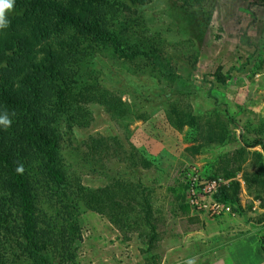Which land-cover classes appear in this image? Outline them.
Returning <instances> with one entry per match:
<instances>
[{"label": "trees", "instance_id": "obj_1", "mask_svg": "<svg viewBox=\"0 0 264 264\" xmlns=\"http://www.w3.org/2000/svg\"><path fill=\"white\" fill-rule=\"evenodd\" d=\"M151 1L14 0V14L6 15L9 26L0 29V112L6 111L12 120L7 130H0V264H71L76 257L72 247L78 234L77 216L86 212L126 224L135 213L130 226L146 220L152 230L147 251L154 247L153 211L145 190L140 185L124 189L115 180L104 188H84L78 178H71L73 169L63 146L71 140L78 142L80 130L95 121L96 106L117 120L135 116L144 121L151 116L136 101L123 102L117 91L104 87L97 77L86 84L73 81V69L80 63L106 53L133 69L135 64L142 65L143 72L153 68L159 81L162 78L174 90L176 83L184 82L175 74L172 58L163 56L160 43L132 45L123 22L117 20L129 13L130 7ZM37 45L44 53L41 57L35 54ZM229 77L224 76L221 66L211 75L219 86L226 85ZM178 93V100L168 103L164 111L173 129L188 127L194 141L206 146H225L237 140L230 128L236 125L232 119L224 121L213 111L200 126L191 106L181 105V97L191 94ZM252 131L255 137L248 139ZM252 131L242 129V146L221 157L220 173L224 180L242 173L248 197L259 201L264 210V124ZM105 139H110L108 145L111 141L112 146H121L116 138ZM193 148L198 151L202 145ZM128 155L131 167L142 163L135 149ZM185 189L183 182L178 188L183 198L179 195L176 199L179 209L188 214L191 208L185 202ZM229 190L217 198L239 214V189ZM58 212H63L61 219L50 216Z\"/></svg>", "mask_w": 264, "mask_h": 264}, {"label": "rangeland", "instance_id": "obj_2", "mask_svg": "<svg viewBox=\"0 0 264 264\" xmlns=\"http://www.w3.org/2000/svg\"><path fill=\"white\" fill-rule=\"evenodd\" d=\"M242 1L201 0L196 5L187 0H152L143 6L130 7V12L124 13L122 18L118 16L132 45H162L163 56L172 58L175 74L186 82V85L176 83L175 90L162 78L159 81L160 76L153 68L148 67L143 72L142 65L135 64L133 69L106 53L73 69V81L86 84L97 77L104 87L117 91L123 102L136 101L151 112L150 118L144 121L135 116L117 120L96 106L95 121L80 130L78 142L71 140L63 146L65 154L69 155L67 161L72 165L71 178H78L84 188H104L113 180L124 189L134 190L140 185L151 202L150 225L154 226L157 239L154 247L147 251L152 230L146 220L137 221V228L133 227V230L130 225L136 219L135 213L130 215L128 224L112 222L107 216L94 212L80 213L77 216V240L72 247L76 257L71 264H185L193 258L195 264L261 263L258 261L264 248V210H253L246 188L242 189V183L238 181L240 177L243 180L242 173L230 181L229 191L239 189L241 202L240 213H235L232 219L212 220L196 211L185 214L176 199L179 195L183 198L178 188L185 182L183 174L189 166L198 168L208 179L222 178L221 157L242 146L239 129L252 131L260 126V119L253 112L241 115L242 92L232 91L227 95V84L219 86L211 78L218 66L227 76L231 65L242 57L239 52L244 46L247 48L246 41H240V37L231 32L236 29L242 37L246 33L240 23ZM12 14L13 10L6 12V15ZM226 35L235 40L232 50L225 48ZM39 47H34L35 54L41 57L44 53ZM189 64L195 67L191 68ZM231 77L227 83L233 81L234 87L251 84L245 78L252 80L250 74ZM15 88L19 90L18 83ZM178 91L191 94L181 97V105L191 106L200 119V126L205 125L213 111H217L224 121L232 119L236 127L230 128L236 133V143L206 146L201 141H194V134L188 127L181 131L173 129L167 123L164 111L168 103L178 100ZM252 134L253 131L247 138L253 139ZM112 137L120 141V147L112 146L111 141L108 145L110 139L105 138ZM76 144L80 145L76 147ZM198 145L202 148L197 151L193 147ZM131 149L141 156L142 163L139 162L137 167H131L128 159ZM62 215L63 212L50 213L58 219ZM12 257L16 259L14 255Z\"/></svg>", "mask_w": 264, "mask_h": 264}, {"label": "crops", "instance_id": "obj_3", "mask_svg": "<svg viewBox=\"0 0 264 264\" xmlns=\"http://www.w3.org/2000/svg\"><path fill=\"white\" fill-rule=\"evenodd\" d=\"M239 14H241V26L245 28L246 33L244 37H242L239 35L240 32L236 29L231 30V32L236 33L233 35L240 37V41L241 39L242 41H246L247 48L244 46L243 50L239 52V55H242V57L238 58L233 66L231 65L228 75L231 77L250 74L252 75V80L245 78L251 84H248V86L241 85L240 87H234V82L230 81V84L227 83L225 86V91L227 95L232 91L242 92L244 95H242L241 98L242 102L239 103L243 108L241 115H243L244 112H253L254 115L259 117L260 121L258 124L261 126L264 124V49L262 48V44L264 43V0H243L242 8H239ZM225 40V48L232 50V46H235V40L228 37V35H226ZM239 96H237V98ZM223 98L226 100V97ZM243 120L245 119L243 118ZM240 129L239 134H243L242 128ZM255 150L257 151L258 148ZM223 218L232 219V217L227 216ZM238 239L230 243L237 242ZM260 257L258 262L261 263L259 264H264V248L262 249Z\"/></svg>", "mask_w": 264, "mask_h": 264}, {"label": "built area", "instance_id": "obj_4", "mask_svg": "<svg viewBox=\"0 0 264 264\" xmlns=\"http://www.w3.org/2000/svg\"><path fill=\"white\" fill-rule=\"evenodd\" d=\"M184 180L186 201L192 211L204 213L212 220L234 215L232 207L217 198L228 189L230 180L208 179L194 166L188 168L184 174Z\"/></svg>", "mask_w": 264, "mask_h": 264}, {"label": "clouds", "instance_id": "obj_5", "mask_svg": "<svg viewBox=\"0 0 264 264\" xmlns=\"http://www.w3.org/2000/svg\"><path fill=\"white\" fill-rule=\"evenodd\" d=\"M13 4H14V0H0V29H6L9 26V20H8V18L6 16V12H10L12 10ZM223 86H225V85H223ZM11 124H12V120H11L9 114L6 111L5 112H0V130H7L11 126ZM239 130H241V129H239ZM239 138H240V136H239ZM230 181H232V179H230ZM238 181H240V183H242V189L245 190L244 180H242V178L240 177ZM185 202L187 203V201H186V189H185ZM251 202L254 205V208H253L254 211H256V209L257 210L260 209V207H259L260 206V202L259 201H253L251 199ZM190 211H192V210L190 209ZM233 214H234L233 216L229 215L227 217H232V218L235 217L236 214L234 212H233ZM224 217H226V216H224ZM263 237H262V241H263ZM185 264H195V259L194 258L193 259H188V260H186Z\"/></svg>", "mask_w": 264, "mask_h": 264}]
</instances>
